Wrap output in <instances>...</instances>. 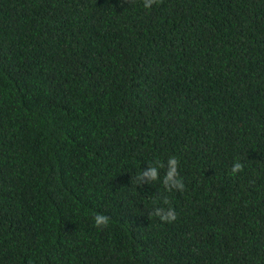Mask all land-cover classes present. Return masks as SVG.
Returning a JSON list of instances; mask_svg holds the SVG:
<instances>
[{
  "label": "trees",
  "instance_id": "1",
  "mask_svg": "<svg viewBox=\"0 0 264 264\" xmlns=\"http://www.w3.org/2000/svg\"><path fill=\"white\" fill-rule=\"evenodd\" d=\"M0 264H264V0H0Z\"/></svg>",
  "mask_w": 264,
  "mask_h": 264
},
{
  "label": "clouds",
  "instance_id": "2",
  "mask_svg": "<svg viewBox=\"0 0 264 264\" xmlns=\"http://www.w3.org/2000/svg\"><path fill=\"white\" fill-rule=\"evenodd\" d=\"M157 3V0H144V7L145 8H151L153 4ZM149 167L146 170H143L139 176L137 177V180L139 181V184L144 181V178L146 177L148 182L156 181L160 178L159 169L164 167V164L157 161L156 163H149ZM178 165L179 160L175 156L169 157L167 161V171L163 177V185L171 191L172 189H177L180 191L184 190V183L183 180L180 178V174L178 171ZM244 165L241 162H236L233 164L231 172L233 174L243 171ZM164 203L168 204L169 201L167 198L164 199ZM155 215L159 217L162 221L166 222H173L177 219V213L174 208H162L157 207L155 208L153 213H150L151 215ZM95 224L97 227H106L109 224V217L103 214H96L94 216Z\"/></svg>",
  "mask_w": 264,
  "mask_h": 264
}]
</instances>
